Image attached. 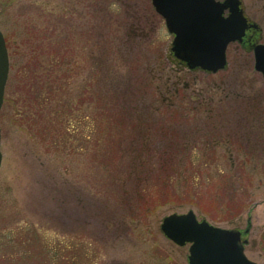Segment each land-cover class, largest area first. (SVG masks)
I'll return each mask as SVG.
<instances>
[{
	"label": "rangeland",
	"instance_id": "1",
	"mask_svg": "<svg viewBox=\"0 0 264 264\" xmlns=\"http://www.w3.org/2000/svg\"><path fill=\"white\" fill-rule=\"evenodd\" d=\"M241 1L264 45V0ZM0 32L10 64L0 259L55 264L38 254L46 242L71 246L64 264H189L190 245L162 225L193 213L241 232L248 260L264 264V80L253 50L231 44L224 71H190L152 0H0ZM135 119L151 126L136 165L123 155ZM7 238L29 247L7 252Z\"/></svg>",
	"mask_w": 264,
	"mask_h": 264
},
{
	"label": "water",
	"instance_id": "2",
	"mask_svg": "<svg viewBox=\"0 0 264 264\" xmlns=\"http://www.w3.org/2000/svg\"><path fill=\"white\" fill-rule=\"evenodd\" d=\"M174 35L173 53L190 71L218 74L227 68V50L244 42L250 26L239 0H153ZM229 11L228 19L223 16ZM255 69L264 77V46H254ZM9 55L0 32V111L9 79ZM0 128V167L2 164ZM164 235L176 245L191 244L189 264H255L245 256L241 232L225 231L199 222L193 213L164 220Z\"/></svg>",
	"mask_w": 264,
	"mask_h": 264
},
{
	"label": "trees",
	"instance_id": "3",
	"mask_svg": "<svg viewBox=\"0 0 264 264\" xmlns=\"http://www.w3.org/2000/svg\"><path fill=\"white\" fill-rule=\"evenodd\" d=\"M24 76H26V84L27 82H29L31 80V78L29 76H31V74H29L28 72H25ZM32 77V76H31ZM34 80V79H33ZM31 94V92H29V95ZM134 128H135V132L136 135L133 136V133L131 135L132 139H131V144L128 147V151L124 152L123 155L126 156H135L133 159V164H137V157H139L140 153L143 154V152L145 153L148 150V146L150 143V138H148L149 134H145L146 132H149L151 129V126H147L143 120L140 119H135L134 120ZM148 128V129H147ZM145 129H147L146 132ZM138 146V151L140 152H136L137 146ZM136 146V147H135ZM164 148V147H163ZM169 149V148H167ZM149 151V150H148ZM132 164V165H133ZM27 235H31L30 230L26 231ZM29 238H16V239H9L7 238V252H18L19 254L22 252V250L27 249V247H29ZM56 249L55 248H51L50 245L46 242L42 243L41 249L39 250L38 254L42 255V257H46L47 259L49 258L51 260L52 263L55 264H64L67 263V260L65 257L61 256V260L58 261L57 259L60 257L58 255H60V253L64 252V251H69L71 250V246L68 247H62V245H58L56 244ZM13 250V251H12ZM60 250V251H59ZM28 252V251H27ZM22 253V255H25L27 257V255H32L31 253ZM53 254H56L53 256ZM75 259H71L73 262L77 260V256H73ZM11 258V257H10ZM69 258V257H68ZM16 262V261H13ZM13 262H11L10 264H12ZM76 264L79 263L78 260L75 262ZM0 264H7V259H5L4 257H2L0 259Z\"/></svg>",
	"mask_w": 264,
	"mask_h": 264
},
{
	"label": "flooded vegetation",
	"instance_id": "4",
	"mask_svg": "<svg viewBox=\"0 0 264 264\" xmlns=\"http://www.w3.org/2000/svg\"><path fill=\"white\" fill-rule=\"evenodd\" d=\"M261 34V30H253L250 29L247 32V36L244 41V48H251L254 44H256L259 41V35Z\"/></svg>",
	"mask_w": 264,
	"mask_h": 264
}]
</instances>
